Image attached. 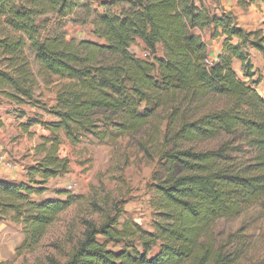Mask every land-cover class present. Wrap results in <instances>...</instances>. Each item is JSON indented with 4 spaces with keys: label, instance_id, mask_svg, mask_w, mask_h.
<instances>
[{
    "label": "trees",
    "instance_id": "1",
    "mask_svg": "<svg viewBox=\"0 0 264 264\" xmlns=\"http://www.w3.org/2000/svg\"><path fill=\"white\" fill-rule=\"evenodd\" d=\"M251 2L264 0H238L244 8ZM217 9L204 0H0V92L21 104L33 100L38 77L61 81L46 108L53 120L41 123L51 134L36 146L42 155L26 168L24 182L0 179V220L22 225L17 254L34 251L77 199L33 197L70 171L60 132L77 144L87 135L103 141L145 127L162 147L150 184L152 229L121 221L118 209L89 222L62 264H230L212 226L264 209V98L252 86L262 74L254 78L249 52L261 55L264 72V34ZM51 15L89 25L93 39L46 30ZM205 29L210 39H222L209 63ZM136 42L147 58L130 51ZM29 121L25 131L38 123ZM108 243L120 248L109 250Z\"/></svg>",
    "mask_w": 264,
    "mask_h": 264
},
{
    "label": "rangeland",
    "instance_id": "2",
    "mask_svg": "<svg viewBox=\"0 0 264 264\" xmlns=\"http://www.w3.org/2000/svg\"><path fill=\"white\" fill-rule=\"evenodd\" d=\"M221 1L225 4L229 2L211 0L215 5L211 8L226 7L227 10V6ZM230 1L240 9L238 17L246 24L245 28H256L263 32L264 3L251 2L244 8L238 4V0ZM72 18L69 16L60 19L51 15L48 28H45L61 29L68 39L92 40L91 27L77 24ZM200 34L208 46L209 60H213V52L218 49L219 40L210 39L209 29ZM130 51L142 58L148 56L140 42L132 44ZM249 52L255 70L254 78L259 73L262 74V81L252 86L264 98L262 57L253 49H249ZM26 54L29 55V52L26 51ZM157 54L161 55L160 46L157 47ZM32 66L37 72L34 62ZM233 68L242 81L248 82L239 61H233ZM60 82L55 78L44 82L38 77L34 101L21 104L6 98L0 92V155L4 158L3 163L14 165L22 162L28 167L40 158L42 154L37 151L36 146L42 137L51 135L41 123L53 120L46 108L55 104ZM144 109L145 104H142L139 110ZM31 119L38 120V123L32 124L25 131L23 123L30 122ZM59 134V152L69 159L70 171L49 179L47 191L33 197L40 200L65 198L67 194H71L77 196V199L46 229L39 245L30 253L17 254L15 251L23 240L22 225L9 217L1 219L0 264H62L82 238L89 222L99 223L106 215H113L118 209H122L121 221L129 218L145 230L152 229L150 184L153 172L160 169L158 159L162 147L157 142H152L149 131L143 127L134 133L103 141L87 135L77 144L68 141L63 132ZM59 191L66 194L60 195ZM212 234L215 246L230 260V264H258L264 260V209L253 207L234 219L220 220L212 226ZM119 248L113 243L107 244L109 250L116 251Z\"/></svg>",
    "mask_w": 264,
    "mask_h": 264
},
{
    "label": "crops",
    "instance_id": "3",
    "mask_svg": "<svg viewBox=\"0 0 264 264\" xmlns=\"http://www.w3.org/2000/svg\"><path fill=\"white\" fill-rule=\"evenodd\" d=\"M204 2L210 8L212 6L215 7V5L211 2V0H204ZM221 2H222V4H224L225 6H227V10L232 11L237 16V22H238V24L240 26H242L243 28H245L246 24L244 22H242V20H241L240 17H238V16H240L239 15L240 9L237 7V5H234L233 3H231L230 0H229V2H227V4H225L224 1H221ZM225 9H226V7H225ZM216 11L219 12V9H217ZM245 29H247V28H245ZM255 29L256 28L247 29V30H255ZM263 34H264V29H263ZM218 40H219V42L217 41L218 42V45L217 46H219V47H218V49L216 51L213 52V54L215 56L221 50V42H222V40H221V38H219ZM209 54L210 53L208 52V55ZM215 56H214V58H215ZM212 59H213V57H212ZM33 164H35V162L32 163L31 165H33ZM26 168H27V166H24L22 164V162L19 163V164L15 163L14 165H12L11 163H2L0 165V179H6V180H11V181H16V182H24L26 180Z\"/></svg>",
    "mask_w": 264,
    "mask_h": 264
},
{
    "label": "built area",
    "instance_id": "4",
    "mask_svg": "<svg viewBox=\"0 0 264 264\" xmlns=\"http://www.w3.org/2000/svg\"><path fill=\"white\" fill-rule=\"evenodd\" d=\"M207 61L209 63V61H210L209 58L207 59ZM3 161H4V158H3V156L0 155V165L3 163Z\"/></svg>",
    "mask_w": 264,
    "mask_h": 264
}]
</instances>
